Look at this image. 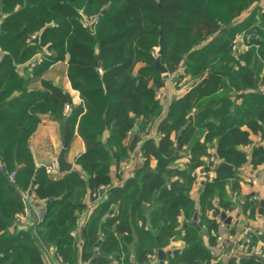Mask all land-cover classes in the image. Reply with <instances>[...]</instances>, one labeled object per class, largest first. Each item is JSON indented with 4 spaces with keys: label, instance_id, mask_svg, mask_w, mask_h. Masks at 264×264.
<instances>
[{
    "label": "trees",
    "instance_id": "1",
    "mask_svg": "<svg viewBox=\"0 0 264 264\" xmlns=\"http://www.w3.org/2000/svg\"><path fill=\"white\" fill-rule=\"evenodd\" d=\"M259 1L0 0V264H46L50 249L68 264H132L128 246L135 235L143 264L157 255L156 240L165 249L179 238L185 247L160 264H211L200 228L212 234L219 224L208 212L231 211L227 185L238 192L242 166L264 164V147L251 154L242 149L251 133L264 139V11L235 24ZM238 34L249 48L236 53ZM160 38V65L177 83L185 76L197 83L169 104L156 140L149 134L164 113L156 99L164 79L153 54ZM39 53L43 60L31 67ZM66 60L81 98L73 107L64 90L44 78ZM25 64L31 70L21 74L17 68ZM28 73L43 89L29 90ZM48 113L69 126L68 147L75 135L83 139L85 151L76 159L81 171L56 175L36 166L30 141ZM137 149L141 165L114 186L112 165L121 167ZM187 153L189 160L179 163ZM6 171H15L14 182ZM200 174L198 227L188 225L183 234L180 218L189 222L196 213L190 193ZM28 189L49 201L43 220L35 232L13 233L25 208L21 191ZM88 196L97 206L80 225ZM258 207L257 201L245 204L249 217ZM248 237L250 247L264 241L259 231ZM231 263L263 264L253 257Z\"/></svg>",
    "mask_w": 264,
    "mask_h": 264
},
{
    "label": "crops",
    "instance_id": "2",
    "mask_svg": "<svg viewBox=\"0 0 264 264\" xmlns=\"http://www.w3.org/2000/svg\"><path fill=\"white\" fill-rule=\"evenodd\" d=\"M263 11H264V0H260L252 7H250L248 10L244 11L240 19L236 21L235 24H238L241 21L247 19L252 14V12H255L257 14V17H260ZM3 55L4 53L2 51V53H0V61L2 60ZM42 57L44 58V56ZM142 65L143 64H139L137 68L141 67ZM17 69L21 74H24L26 70H31L28 64L20 65L18 66ZM28 75H30L29 90L43 89L39 78L34 77L30 73H28ZM262 75H264V70L262 72ZM44 78L50 80L55 86L62 88L64 92L70 96L71 101H69V103H71L72 107L74 105L81 104V98L79 92H77L72 88L71 82L67 76V60L64 62H57L56 64L51 66L48 69V71L45 73ZM163 79H164V86L160 88V91H162L163 93L164 113L158 120H156V124L152 128L149 134L150 137H153L156 140L160 138V136L157 134V125L162 119H164L167 116L169 110V104L173 100L181 97L191 85L197 83V80L190 81V78L186 76L182 79V82H179V84H176L174 80L171 78V76H168L166 78L163 76ZM68 112L69 111H66V114H68ZM194 112H196V109H194ZM66 128H67V123L64 119H58L57 117H54L49 113L43 114L41 116V122L38 125V128L35 131V133L32 135L30 141L31 149L37 167L39 168L47 167L53 161L57 160L60 150L63 146V139ZM250 138H251V144L242 148L248 154H251L254 147L256 146L264 147V139H262L259 134L251 133ZM84 151H85V143L83 139L80 136L75 135L71 140L70 145L66 152L67 160L73 164L72 170L81 171V167L76 163V159ZM139 153L140 152L138 149L132 153L131 155L132 167L130 170L122 172L121 167L118 168L116 164L112 165L111 176L114 186H121L128 178L129 174L134 169H136L141 165L142 158L139 156ZM184 162H185L184 158L179 161V163H184ZM216 163L217 165H219L222 162L217 159ZM155 164L156 161L153 160L152 166H155ZM214 173H215L214 170H211L209 174L210 176H214ZM55 174L59 175L62 173L58 171ZM239 175H240L239 187L237 189L238 192L236 197L234 196V191H232L231 184L227 185L226 187V193L228 195V198H230L231 201L233 202L234 208L231 211L226 210L225 212L223 211L222 213H226L227 217H231V222L229 224L225 223L221 219L222 213L220 215H215L213 211H210L208 212L207 215L209 218L215 219L219 224L218 232L214 231L212 234H210L206 231V228H200L203 245L210 250L213 257L211 264H232L231 262L234 261L235 259L238 261L240 258L254 256L253 252L255 251L259 243L253 247H250L249 239L246 237V234L244 235L245 227L250 226L252 228L251 232L259 231V234L260 233L264 234V164L258 166L257 168H254L250 163H247L244 166H242ZM253 178L256 180V183L252 182ZM204 180H205L204 175L200 174L198 176V183L194 186V188L190 193L195 203L196 213H198V217L200 213L199 188L202 186L201 182H203ZM248 201L259 202L258 212L255 217H249L250 211L248 212L245 209V204H247ZM86 202L89 209L88 211L82 214L79 221L80 225L86 223V221L93 213L95 207L97 206L98 201L96 200L94 202L88 196L86 198ZM261 208H263L262 213H260ZM192 222L193 219L190 220L189 222L188 221L186 222L184 216L180 218V230L182 231L183 234H186L187 232L186 227L188 225H193ZM198 223H199V219L197 221V224ZM32 227L33 226L31 220H27L25 222H21V224L18 226V229L14 227L12 229V232L17 233L18 231L25 229L29 231H34L33 230L34 228ZM219 236L222 237L221 241L218 240ZM212 237H214L213 240ZM241 245H243L244 248H241ZM184 247H185V242L181 240V238H179L176 241L172 242L164 250L181 252ZM128 248H129L128 251L130 253V260L132 264H143L139 260L138 238L136 235L134 236V242L130 243ZM157 255L149 256L150 262L148 264H155V262L157 261ZM260 257L264 259V251H263V255ZM45 261L46 264H59L58 258L54 256V252L51 249L46 250ZM80 264H90V263L86 262Z\"/></svg>",
    "mask_w": 264,
    "mask_h": 264
},
{
    "label": "built area",
    "instance_id": "3",
    "mask_svg": "<svg viewBox=\"0 0 264 264\" xmlns=\"http://www.w3.org/2000/svg\"><path fill=\"white\" fill-rule=\"evenodd\" d=\"M97 20V16L96 17H93L90 21L86 22L84 24V26H90L93 22H95ZM0 28H1V20H0ZM249 48V45L247 44V42L245 41V38H244V35L243 34H238L235 38V41H234V45H233V50L236 52V53H239V52H243L245 50H247ZM0 53H2V48L0 46ZM153 54L154 56H159V48L156 47L154 50H153ZM43 54L39 53L38 55H36L35 58H33L29 64L31 67H34L36 66L37 64H39L42 60H43ZM169 76H171V78L174 80V82L176 84H179L177 83V76L176 74H172V73H169ZM156 99L157 100H160V101H163V93L162 91L158 90L156 92ZM71 109V106L70 104H67L66 107H65V111H69ZM185 149V148H184ZM139 156L141 157V154L139 153ZM190 158V155L187 153L186 156L184 157L185 159V162L187 160H189ZM213 159H215V156L214 158H211L209 159L210 161H213ZM208 160V159H207ZM131 158L127 161H125L124 163H122L121 165V170L122 172L123 171H127V170H130L132 165H131ZM0 168H4V165L2 163H0ZM47 171L49 173H52V174H55L56 172L59 171V167H58V163H57V160L53 161L50 165H48L47 167ZM6 174H7V177L9 178L10 181L14 182L15 181V178H16V173L15 171H12V172H8L6 171ZM252 182L253 183H256V180L253 178L252 179ZM102 189L105 191V187H102ZM21 196H22V199L25 203V208H24V211L22 213H17V218L19 220V222H25L27 220H31V223H32V228H34L32 232H35V229H36V226L43 220V210L41 209V205L44 204V202L40 201L37 194L33 191V190H25V191H21ZM234 196L236 197L237 196V192H234ZM228 212V211H227ZM251 227L250 226H247L245 227V230H244V235L246 234V237L249 239L248 235L250 234L251 232ZM218 240L221 241L222 240V237L219 236L218 237ZM241 248H244L243 245H241ZM263 251H264V241H260L257 248L255 249V251L253 252V255H256V256H262L263 255ZM58 258V262L59 264H68L66 262H64L62 260V258L60 257H57Z\"/></svg>",
    "mask_w": 264,
    "mask_h": 264
},
{
    "label": "water",
    "instance_id": "4",
    "mask_svg": "<svg viewBox=\"0 0 264 264\" xmlns=\"http://www.w3.org/2000/svg\"><path fill=\"white\" fill-rule=\"evenodd\" d=\"M158 48H159V54H161L163 51L162 38L159 39V47ZM155 64H156V67L162 72V74L165 78L169 76L167 69L160 65V58L159 57L156 58ZM66 95H67L69 101H71L70 96L68 94H66ZM190 119H191V117H190ZM69 134H70V129H69V126L67 125L66 131L64 134V139H63V146H62L60 153L58 155V158H57V163H58L60 173L70 172L73 169V164L70 163L66 158V152H67L68 143H69ZM132 134H134V133H132ZM179 141H180V136L178 137V142ZM215 158H217V156H215ZM219 166H225L228 168H232V166L230 164L225 163V162L220 163ZM201 191H202V186L199 188V192H201ZM48 202L49 201L45 202L44 205H41L42 209H45V206L48 204ZM262 212H263V208L260 209V213H262ZM44 214H45V210H43V215ZM221 219L227 224H229L231 222V217H227L226 213L221 214ZM197 221H198V213H195L192 224L196 227H198ZM148 225H149V229L152 232L153 236H156L157 230L152 228L150 226L149 222H148ZM155 244H156V247L158 248L157 261L155 262V264H159L167 255H170L172 253L177 252V251H171V250L165 251L164 249H161L159 244H158V241H156ZM253 258H256V259H258L264 263V259L260 256L254 255Z\"/></svg>",
    "mask_w": 264,
    "mask_h": 264
}]
</instances>
